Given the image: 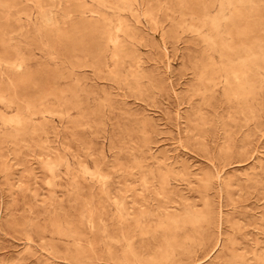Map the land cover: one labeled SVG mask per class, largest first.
I'll return each instance as SVG.
<instances>
[{
	"label": "rangeland",
	"instance_id": "374dc122",
	"mask_svg": "<svg viewBox=\"0 0 264 264\" xmlns=\"http://www.w3.org/2000/svg\"><path fill=\"white\" fill-rule=\"evenodd\" d=\"M0 264H264V0H0Z\"/></svg>",
	"mask_w": 264,
	"mask_h": 264
}]
</instances>
